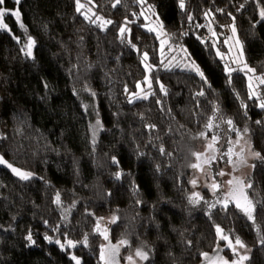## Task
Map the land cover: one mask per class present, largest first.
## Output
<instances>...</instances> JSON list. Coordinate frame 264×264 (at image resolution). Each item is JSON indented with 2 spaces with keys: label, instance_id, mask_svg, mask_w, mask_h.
<instances>
[{
  "label": "trees",
  "instance_id": "obj_1",
  "mask_svg": "<svg viewBox=\"0 0 264 264\" xmlns=\"http://www.w3.org/2000/svg\"><path fill=\"white\" fill-rule=\"evenodd\" d=\"M80 2L88 5L80 12L76 0L3 5L18 9L20 19H0L7 26L0 28V154L38 178L18 179L0 168V264H76L73 256L80 264H103L101 233L118 244L126 241L123 261L197 264L217 243L224 260L234 259L217 237V225L232 243L239 237L250 248L246 264H264V123H256L264 122V84L249 99L248 78L235 67L227 39L234 23L245 61L264 77V0H185L184 10L179 0H121L115 7L116 0ZM149 6L174 48L187 49L207 83L179 65L164 66L159 38L144 27ZM96 16L113 23L101 29L91 23ZM29 37L31 56L25 54ZM225 65L235 70L230 83ZM148 76V98L138 99L137 84H146ZM229 119L237 131L222 122ZM238 133L260 153L246 178L253 185L246 196L259 204L253 221L233 203L226 211L217 204L222 183L216 192L199 189L200 199L192 194L193 153H204L218 138L205 155L216 159L204 168L219 182L228 163L224 153L237 145ZM67 240L76 246L62 249ZM137 249L148 259L137 257Z\"/></svg>",
  "mask_w": 264,
  "mask_h": 264
},
{
  "label": "snow or ice",
  "instance_id": "obj_2",
  "mask_svg": "<svg viewBox=\"0 0 264 264\" xmlns=\"http://www.w3.org/2000/svg\"><path fill=\"white\" fill-rule=\"evenodd\" d=\"M14 2L17 5H19L20 2H21V0H14ZM120 2H121V0H116V3L113 5V7H115L116 4H119ZM137 2L140 3L141 5H143V4L146 3V0H137ZM76 3H77V9L76 10H77V12H80V10L83 7V5L80 3V0H76ZM3 5H5V0H0V19H2L5 15H12V16L16 17V19L19 21V19H20L19 10L18 9L9 10L6 7H3ZM179 7L182 10L185 9V0H179ZM241 7H243V5H241ZM147 10L148 11H152V9H151L150 6L148 7ZM218 11H221L222 12L223 10L222 9H219ZM208 15H209V13H205V16H208ZM229 15H231V14H229ZM259 15H260L261 19L264 20V10H261L260 13H259ZM85 19H89L90 20L91 18L86 16ZM101 19H102L101 17L96 16V19L95 20H91V23H96V21L101 20ZM157 19H159V18H157ZM188 20L189 21H192L193 20V17L190 14L188 15ZM234 20H235V17H233V21ZM111 23H113V22L111 20H108V21H104L103 23H101L98 26L101 27V29H103V27H105L107 24H111ZM6 27H7L6 25L0 23V28H6ZM21 27H23V25H21ZM157 27L160 29V32L158 33V35L163 34V29H164L163 24L162 23H159L157 25ZM196 27L197 28H200L202 26L201 25H197ZM231 29H232L233 35H235L236 28H235V24L234 23L231 26ZM126 31H128V29L126 27V24L124 26H121L120 27L119 32H120V35L121 36H123V34ZM149 31H156V28H150ZM210 31H212V30L210 29ZM212 35L215 36L216 33L214 31H212ZM225 42L227 43V41H225ZM33 43H34V41H32V39L29 37L28 43L26 45V52H25V54L27 56H31L32 55L31 48L33 46ZM165 43H167V41H164V40L161 41V51L162 52H163V45ZM201 43H204V40L202 38H201ZM236 44L237 45H240V41L237 40L236 41ZM213 46H215V42L213 43ZM133 47H135V45H133ZM169 50L171 51L172 49L169 48ZM181 51L184 54L183 58L188 61V63L185 66L186 70L191 71V72H195L201 78V80L204 83H207V78H206L204 72L200 69L199 66L196 65L195 61L191 58V54L188 53L187 49L181 48ZM243 55H244L243 48H242V46H240V51L237 53V56L239 58H242ZM217 56H220L223 59V55L219 51H217ZM173 59H175V58L173 57ZM147 60H148V54L145 52V53H143V61H142V63L145 62V61H147ZM161 62L163 63V61H161ZM240 62H241L240 59L233 60V63H240ZM170 63H171V61H169V64ZM169 64H165L164 66L167 68V67H169ZM145 68H146V70H151V66H149L147 64H145ZM244 69H246L248 72H253L254 71L246 63L244 64ZM232 71H235V70L234 69H231L228 65H225V72H226V74L229 77V83L231 82V72ZM256 79L259 80L260 84H264V77H256ZM145 81L149 83V86H151V82L148 81V78L147 77H145ZM137 87L138 88L140 87L139 83L137 84ZM249 89H250V91H249V99H252V97L256 95V92L254 90H252V84H251V82L249 83ZM126 91H127V89H126ZM161 91L165 92V94H166V90L164 89V86L163 85H161ZM203 94H204V92H203V90H201L196 95L202 96ZM133 95H135L136 98H138V99L139 98H143V99H147L148 98L147 95H145L143 97H140L139 94H133ZM131 102L132 101L130 99L129 100V103H131ZM157 103H159V101H157ZM242 107H246V105H243L242 104ZM259 107L261 109H264V102H261L259 104ZM214 111H218V109H214ZM222 122L227 123V125L229 126L228 127V130L229 131H237L236 128H235V126H234V124H233V121L231 119H229L227 121H222ZM256 123L257 124H262L264 122L257 121ZM96 125L97 126L100 125V121L99 120H97ZM213 126L214 125L212 123V120L210 119L209 122H208V124L206 125V127L209 128V129H211ZM149 127H155V126L154 125H149ZM215 127H219V125H215ZM243 132H244V134H247L248 129L245 128L243 130ZM204 135H205L204 133H200V136H204ZM93 137H94L93 143H95V132L93 133ZM240 139H242V137L238 133L237 140L235 141V144H239ZM217 140H218V138L216 136H213L212 137V143H209L207 145V150L209 152L213 150L214 144L217 142ZM228 143H229V145H232L233 144V142L231 140ZM245 143L248 144V148H249L250 154L253 155L256 158H260V153L259 152H251V145L248 143V141H245ZM243 152H244V148L241 147L240 148V151L235 153L236 160H233L232 159L233 147L230 146L227 149V152L224 153V155L228 156V163L233 164V166L235 167L238 164L246 163V161L243 160L242 159V156H241V154ZM161 153L162 154L164 153V149L163 148H161ZM193 155L197 158L198 161H200L201 160V157L204 154L203 153H193ZM215 159H216V157L210 156L208 160L202 161L201 163H193L190 166L192 168H194V169H201V171H203L202 163H209L211 160H215ZM113 162L116 163L115 157H113ZM0 165H7V167L10 168L11 171L15 175L19 176L20 179H22V180H28L33 175L30 172H23V171L15 168V167H13L11 164L7 163V161H5L3 157H0ZM218 175H224V172L221 171V172L218 173ZM120 176H121V173L120 172L115 173V177L117 179H119ZM191 183L193 185H196L197 181L196 180H193V181H191ZM227 183L229 185H233L234 184L235 186L229 190V192L227 193L226 196H224L220 200H218L217 201V204L221 205L222 210H225L226 211L228 209V207H229V203L231 202V198L234 197V196H236L237 193H239V195L241 197H243V199L246 201V205H242L239 202V200H237L236 203H235V206H236L237 209L241 210L244 213V215L247 217V219L249 221H253L255 219L254 213L256 212L257 208L259 207V204H255L254 205L253 204V201L249 200L248 197L246 195H244V190L246 188H252L253 185L251 183H247L246 184L243 180H240L238 178H236L234 181L233 180H229ZM220 188H221V185H219V184H217L215 182H213L211 184V190L213 192L218 191ZM194 195H197L198 196L199 194H194ZM55 202L56 203H59V194H57V197H56V201ZM195 202H197V201H194V200H192L190 198V203H195ZM210 207H216V205H210ZM115 219H116L115 217L112 218L113 222H115ZM45 223H47V221H45ZM95 230L96 231H99L100 230L99 229V222H97V227H96ZM216 233H217V237L219 239L227 242V245H228V247H230L232 249V252H233L234 256H237L238 257V259H233L232 261L223 260L221 262V264H243L244 261H246V260L249 259V256L248 255H246V254L241 255V254H239L237 252L236 246H239L240 248H245L246 249V245L240 240L239 237H236L235 238V244L233 245V243L229 239V237L227 235H223V230L218 225L216 226ZM101 234L104 235V239L105 240L108 239V237H107L106 234H104V233H101ZM27 239L29 241L32 240L31 233L28 235ZM45 240H49L50 241L51 238L48 237V236H45ZM66 242H67L68 246L75 247V244H74L73 241L67 240ZM56 243L59 244L60 241L57 240ZM84 243L85 244L87 243V237H85ZM120 243L121 244H125L126 241H121ZM261 243H264V239H262ZM60 247L63 249L64 248V244H60ZM115 251H116L115 246H113L112 248H110L109 249L110 255L112 253H114ZM246 251H250V249H246ZM135 255L137 257H139L140 259H143V260H147L148 259L147 253L144 252V251H142V250H140V249H137ZM201 255L203 257H205V258H208V254L207 253H201ZM100 258H101V260H104L105 261V264H110V260H106L105 259V249L103 247L101 248V256H100ZM72 259L76 262V264H80V260L77 257L73 256ZM129 260H131V257H129Z\"/></svg>",
  "mask_w": 264,
  "mask_h": 264
},
{
  "label": "rangeland",
  "instance_id": "obj_3",
  "mask_svg": "<svg viewBox=\"0 0 264 264\" xmlns=\"http://www.w3.org/2000/svg\"><path fill=\"white\" fill-rule=\"evenodd\" d=\"M82 5H83V7L81 8V9H83V8H85L86 6H88L86 3H84V2H80ZM145 14L147 15V16H145ZM149 14V15H148ZM154 15V16H153ZM143 16L146 18V24L144 25V27L146 28V29H150V28H156V31H152V32H154L155 34H156V36H157V38H159V42H160V44H159V49H160V55H161V60H164L165 59V64H169V61H171V63L169 64V67L170 66H180V68H182V69H185L186 70V68H185V66H186V64L188 63V61L186 60V59H184L183 58V56H184V54H183V52L181 51V49H175L174 48V46L172 45V43L170 42V38L168 37V34L164 31V29H163V34H160V35H158V33L160 32V29L157 27V25L159 24V23H161L160 22V19H157V18H159V17H157V15L155 14V13H153L152 11L150 12V11H148V10H146V12L143 14ZM99 17H101V16H99ZM102 19L101 20H98V21H96V22H98L99 24H101V23H103L104 21H108V19H105V18H103V17H101ZM108 25V24H107ZM106 25V26H107ZM233 25V23H231V25H230V29H229V34H227L228 36H227V39H228V46H230V54H231V57H232V59H240L241 60V62L240 63H235L236 64V68H239V69H241L243 72H245V74H246V76H247V78H248V89H249V83L251 82V84H252V90H254L255 92H256V95H257V89H256V87L260 84V82H259V80L258 79H256V77H262L261 75H258V74H254V71L253 72H248L246 69H244V64L246 63L248 66H249V64L245 61V57H244V55H243V57L242 58H239L238 56H237V53L240 51V46H241V42H240V45H237L236 44V41L237 40H239V37H238V35H237V33L235 32V35H233V32H232V29H231V26ZM236 28V27H235ZM162 40H164V41H167V43H165L164 45H163V52L161 51V41ZM240 41V40H239ZM169 48H171L172 50L170 51L169 50ZM242 48H243V46H242ZM173 57L175 58V59H173ZM142 61H143V59H142ZM145 64H147V65H149V66H151L150 64H149V62L148 61H145V62H143V65H144V67H145ZM250 67V66H249ZM251 69H253L252 67H250ZM146 69V68H145ZM147 72L149 71V70H146ZM148 78V81H149V76L147 77ZM148 85V83L146 82V84H144L143 86L142 85H140L141 87H139V89H138V91H137V93H139V96L140 97H143V96H145V95H147V93H148V91H147V86ZM250 90V89H249ZM255 95V96H256ZM95 128V127H94ZM234 145V144H233ZM241 147H243L244 148V152L241 154V156H242V159L243 160H245L246 161V163H242V164H238V165H236L235 167L233 166V164H229V163H225V166H223L221 169H220V172L221 171H223L224 172V175H219V182H217V179H213V178H211L208 174H207V172H206V168H204V166H205V163H202V168H203V171H201V169H195V171H194V174H193V176H192V179L193 180H196L197 181V183H196V185H193L192 186V188H193V190H194V192L196 193V194H199L198 196L197 195H195L196 197H197V199H200L201 198V196H200V193L203 191V189L205 190V189H208L210 192H213L212 190H211V184L213 183V182H215V183H217V184H223V192H222V194H221V196H220V199L222 198V197H224V196H226L227 195V193L229 192V190L231 189V188H233L235 185L233 184V185H229L227 182L229 181V180H235L236 178H238V179H240V180H243L245 183H246V178H247V176L249 175V172L251 171V169H252V160L255 158L253 155H251L250 154V152H249V148H248V145L246 146V144H244V141L243 142H239V144H237V145H235L234 147H233V151L236 153V152H239L240 151V148ZM207 150V149H206ZM252 152V151H251ZM206 153H209V151L207 150V151H205L203 154V156H202V158L204 159H202L201 158V160L200 161H197V163H201L202 161H205L206 160V157H205V155H206ZM233 160H236V158L235 159H233ZM192 180V181H193ZM199 189H200V191H199ZM202 189V190H201ZM195 193H192V194H195ZM244 195H246V192H245V190H244ZM56 197L57 196H55V201H56ZM237 200H239V202L242 204V205H246V201L243 199V197H241L240 195H239V193H237V195L236 196H234V197H232L231 198V202L230 203H233V204H235L236 203V201ZM113 217H115L116 218V216H112L111 218H110V222L112 223L113 222V220H112V218ZM247 218V217H246ZM115 221H116V219H115ZM105 226H106V223L103 221V227H104V229H105ZM103 238V237H102ZM75 244V246H76V243H74ZM104 244H105V239L103 238L102 239V245H101V248L104 246ZM235 243H233V245H234ZM66 246H68V244L66 243V244H64V247H66ZM226 246H228V245H226ZM70 247V246H69ZM228 249H230L231 251H232V249L230 248V247H228ZM236 249H237V252L239 253V254H241V255H244V254H246V255H248L249 256V252L250 251H246V249H250L249 247H247L246 246V249L245 248H240L239 246H236ZM125 259V262L127 263V264H140V263H136V261L133 259V258H131V260H129V258H124ZM234 259H238V257L236 256ZM226 260H228V259H226ZM233 259H230V260H228V261H232ZM243 264H246V261H244L243 262Z\"/></svg>",
  "mask_w": 264,
  "mask_h": 264
},
{
  "label": "water",
  "instance_id": "obj_4",
  "mask_svg": "<svg viewBox=\"0 0 264 264\" xmlns=\"http://www.w3.org/2000/svg\"><path fill=\"white\" fill-rule=\"evenodd\" d=\"M0 157H3L4 160L7 161V163L11 164L13 167H15V168H17L23 172H28V171L22 169L21 167H19V166L17 167L15 165H13L12 163H10L8 160L5 159V157L3 155L0 154ZM0 168L9 172L11 175L15 176L16 178H18V179L20 178L19 176L15 175L11 171V169L7 167V165H0ZM30 173H32V172H30ZM32 174H33L32 175L33 178H38L37 175H35L34 173H32ZM113 246H115L116 251L110 255L109 249L112 248ZM103 248L105 249V259L110 260V264H127L125 261H123V259H121V255H122V251H123L121 244L115 243L110 238H108L107 240H105V244H104ZM207 254H208V258L201 256L200 261L197 264H221V262L225 258V254L223 252V247L220 243H217L215 249L208 252ZM103 264H105L104 260H103Z\"/></svg>",
  "mask_w": 264,
  "mask_h": 264
},
{
  "label": "built area",
  "instance_id": "obj_5",
  "mask_svg": "<svg viewBox=\"0 0 264 264\" xmlns=\"http://www.w3.org/2000/svg\"><path fill=\"white\" fill-rule=\"evenodd\" d=\"M206 36H208V35L206 34Z\"/></svg>",
  "mask_w": 264,
  "mask_h": 264
}]
</instances>
